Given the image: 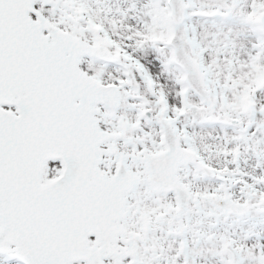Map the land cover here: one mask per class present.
<instances>
[{"label": "snow or ice", "instance_id": "snow-or-ice-1", "mask_svg": "<svg viewBox=\"0 0 264 264\" xmlns=\"http://www.w3.org/2000/svg\"><path fill=\"white\" fill-rule=\"evenodd\" d=\"M0 264H264V0H0Z\"/></svg>", "mask_w": 264, "mask_h": 264}]
</instances>
